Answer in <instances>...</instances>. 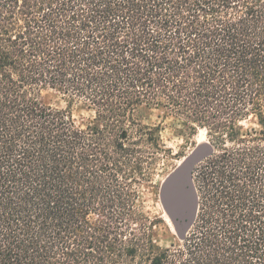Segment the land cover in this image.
<instances>
[{
  "label": "trees",
  "instance_id": "trees-1",
  "mask_svg": "<svg viewBox=\"0 0 264 264\" xmlns=\"http://www.w3.org/2000/svg\"><path fill=\"white\" fill-rule=\"evenodd\" d=\"M145 109L211 149L170 181L166 247L138 210ZM0 264H264V0H0Z\"/></svg>",
  "mask_w": 264,
  "mask_h": 264
},
{
  "label": "rangeland",
  "instance_id": "rangeland-1",
  "mask_svg": "<svg viewBox=\"0 0 264 264\" xmlns=\"http://www.w3.org/2000/svg\"><path fill=\"white\" fill-rule=\"evenodd\" d=\"M44 99L46 103L57 108H72L74 117L79 123L89 121L94 115L80 102L70 104L68 96L57 90H46ZM140 119L146 126L153 128L160 126L158 134L163 143V151L151 180L142 181L139 185L138 210L147 217L148 224L153 222L157 244L166 247L179 240L169 215V205L173 200L171 192L176 190L169 186L172 180L170 176L183 166L197 144H205L208 141V134L205 129H199L198 133L191 135L186 122L165 116L160 109H145ZM244 125L249 126L250 121H246Z\"/></svg>",
  "mask_w": 264,
  "mask_h": 264
},
{
  "label": "water",
  "instance_id": "water-1",
  "mask_svg": "<svg viewBox=\"0 0 264 264\" xmlns=\"http://www.w3.org/2000/svg\"><path fill=\"white\" fill-rule=\"evenodd\" d=\"M208 141L205 144H197L195 147V150L192 151V153L187 157L186 162L183 164L181 168L176 170L170 177V179H174L175 177H180L182 179L187 180V183L192 184L193 182V165L202 159L204 156L211 153V149L208 147ZM185 173V175H183ZM195 214V207L192 212ZM175 228L176 223L174 222Z\"/></svg>",
  "mask_w": 264,
  "mask_h": 264
},
{
  "label": "flooded vegetation",
  "instance_id": "flooded-vegetation-1",
  "mask_svg": "<svg viewBox=\"0 0 264 264\" xmlns=\"http://www.w3.org/2000/svg\"><path fill=\"white\" fill-rule=\"evenodd\" d=\"M171 197L173 198V200H171V204L169 205V215L171 217V220L174 223L175 222V216L178 215V213H179V206H178L177 201L175 200V197H176L175 191L171 192Z\"/></svg>",
  "mask_w": 264,
  "mask_h": 264
},
{
  "label": "bare ground",
  "instance_id": "bare-ground-1",
  "mask_svg": "<svg viewBox=\"0 0 264 264\" xmlns=\"http://www.w3.org/2000/svg\"><path fill=\"white\" fill-rule=\"evenodd\" d=\"M193 211V210H192ZM196 211V210H195ZM187 213V212H186ZM190 218V217H189ZM193 218H194V216H193Z\"/></svg>",
  "mask_w": 264,
  "mask_h": 264
}]
</instances>
